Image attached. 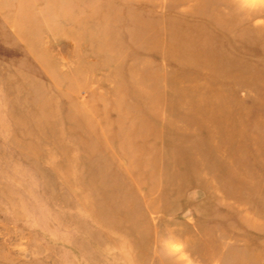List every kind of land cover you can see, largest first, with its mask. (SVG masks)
Returning a JSON list of instances; mask_svg holds the SVG:
<instances>
[{"label": "rangeland", "instance_id": "rangeland-1", "mask_svg": "<svg viewBox=\"0 0 264 264\" xmlns=\"http://www.w3.org/2000/svg\"><path fill=\"white\" fill-rule=\"evenodd\" d=\"M0 264H264V0H0Z\"/></svg>", "mask_w": 264, "mask_h": 264}]
</instances>
